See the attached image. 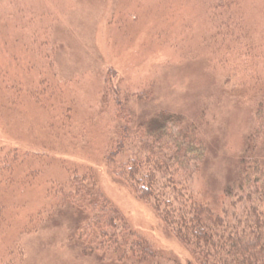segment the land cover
I'll return each instance as SVG.
<instances>
[{
  "label": "rangeland",
  "instance_id": "obj_1",
  "mask_svg": "<svg viewBox=\"0 0 264 264\" xmlns=\"http://www.w3.org/2000/svg\"><path fill=\"white\" fill-rule=\"evenodd\" d=\"M110 69L137 121L166 111L197 128L207 151L194 190L220 198L264 107V0H0V264H115L82 252L78 217L48 194L76 174L166 260L194 264L106 165ZM258 157L264 167V144Z\"/></svg>",
  "mask_w": 264,
  "mask_h": 264
},
{
  "label": "trees",
  "instance_id": "obj_2",
  "mask_svg": "<svg viewBox=\"0 0 264 264\" xmlns=\"http://www.w3.org/2000/svg\"><path fill=\"white\" fill-rule=\"evenodd\" d=\"M115 75L112 69L107 72L102 99V112L108 109L111 93L118 106L105 143L104 160L111 173L153 209L189 252L191 263L264 264V167L258 157L264 144L263 105L255 112L257 125L247 137L239 179L214 198L212 191L209 196L194 190L207 151L197 128L166 111L137 121L123 105L120 88L113 86ZM36 90L43 104L40 95L51 97L44 78ZM48 194L78 217L75 234L84 254L115 264L170 262L131 226L93 178L73 175Z\"/></svg>",
  "mask_w": 264,
  "mask_h": 264
}]
</instances>
